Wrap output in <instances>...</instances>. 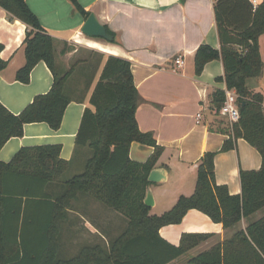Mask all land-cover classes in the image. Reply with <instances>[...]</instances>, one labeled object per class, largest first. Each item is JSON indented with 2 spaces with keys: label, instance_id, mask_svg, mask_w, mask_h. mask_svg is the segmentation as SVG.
Masks as SVG:
<instances>
[{
  "label": "trees",
  "instance_id": "16d2710c",
  "mask_svg": "<svg viewBox=\"0 0 264 264\" xmlns=\"http://www.w3.org/2000/svg\"><path fill=\"white\" fill-rule=\"evenodd\" d=\"M68 1L83 17L92 14L79 0ZM0 7L11 19L26 25V62L17 70L16 80L29 83L40 61L46 62L54 75L50 90L36 95L20 113L11 112L0 102L1 149L11 137L22 136L27 123L47 122L54 130L60 128L71 101L67 81L75 65L59 72L55 38L27 0H0ZM214 9L221 47H198L195 74H202L208 62L222 59L225 74L219 79L237 92L240 108L239 120L222 129L229 133L222 151L234 148L236 141L244 138L262 156L259 169L240 171L241 193L231 194L226 185L217 184L216 152H206L198 165L194 193L181 195L163 214L150 213L144 202L151 184L149 174L164 148L153 133L139 127L136 111L141 97L131 61L109 55L76 135V150L87 147L92 153L82 172L64 176L69 161L61 158L60 144L22 147L10 161L0 160V264H169L212 235L184 233L179 245L161 236L162 227L181 223L192 209L234 232L184 264H264V214L251 219L264 208V96L253 92L249 84L264 68L260 50L264 1L254 6L251 0H215ZM3 49L0 42V54ZM7 63L0 56V72ZM211 99L213 107H220L224 89H215ZM135 141L154 148L145 162L130 157ZM80 195L93 196L118 211L127 225L107 244L87 243L73 256L62 257L65 223ZM243 219L249 220L247 227L236 228Z\"/></svg>",
  "mask_w": 264,
  "mask_h": 264
},
{
  "label": "crops",
  "instance_id": "0c3cea01",
  "mask_svg": "<svg viewBox=\"0 0 264 264\" xmlns=\"http://www.w3.org/2000/svg\"><path fill=\"white\" fill-rule=\"evenodd\" d=\"M27 1L43 27L55 38L59 72L65 73L75 65L67 81L71 101L59 129H52L47 122L25 124L23 135L11 137L0 149L1 161H10L22 147L60 144L61 158L69 161L64 176L82 172L92 153L87 147L76 150V135L85 108L91 106L90 97L107 56L115 55L132 63L134 83L141 97L136 111L140 129L153 133L157 144L164 148L154 168H164L166 178L149 185L154 198L150 213L163 214L181 195L194 193L198 165L206 152H216L217 184L226 185L231 194L241 193L240 171L261 167L259 150L239 138L234 148L222 151L229 138V133L222 129L232 126L228 119L209 108L202 112L201 120H197L204 105L212 106V92L227 87L225 81L219 79L225 74L222 59L208 62L200 75L195 74L194 67L195 53L201 44L221 47L215 0H79L112 32L113 41L82 33L87 18L76 13L68 0ZM251 1L257 6L264 0ZM25 33L26 25L19 19H11L0 7V42L4 44L0 56L8 62L0 72V102L15 114L36 95L47 93L54 82L53 72L44 61L33 68L29 83L16 80L17 70L26 62ZM83 49L98 53L95 64L89 62V58L79 57L78 52ZM260 50L264 66V33L260 37ZM178 57L183 58L182 65L176 63ZM249 84L253 92L264 96V68L262 75L251 79ZM153 152L152 146L140 142L135 141L130 146V157L135 161L145 162ZM154 208L160 211L153 213ZM114 212L106 210L103 203L89 195H80L70 209L65 229L93 226L91 217L106 218L110 222L116 216ZM261 212L255 213H260L258 218L264 214ZM107 214H112L113 218ZM240 223H243L241 228H246L249 222L243 219ZM231 232V228L213 222L197 209L190 210L181 223L160 229L161 236L174 245L180 244L184 233L212 234L169 264H184L183 257L210 249L231 236Z\"/></svg>",
  "mask_w": 264,
  "mask_h": 264
},
{
  "label": "rangeland",
  "instance_id": "374dc122",
  "mask_svg": "<svg viewBox=\"0 0 264 264\" xmlns=\"http://www.w3.org/2000/svg\"><path fill=\"white\" fill-rule=\"evenodd\" d=\"M79 57L81 58H89L87 59L89 62L91 61L92 63L95 64V61H97L99 59V55L97 52L94 53V51L91 50H80L78 52ZM73 65V64H72ZM93 66V65H92ZM80 171L77 172H73L70 173L69 175H67L68 177H72L73 175L79 173ZM92 199L95 200V198H93V196H90ZM104 207L106 208V210L108 209V211L111 209V211H114V209L108 207L107 205L104 204ZM94 207H92L91 209H93ZM157 211H160L159 208H154L153 213H156ZM264 213V208L261 210ZM261 212V213H262ZM161 214V213H160ZM116 215V216H115ZM92 216H94V213L92 214ZM107 216L109 218H113L111 216H113L112 214H107ZM114 217L113 219H111V221H115V224H110V222H108L105 219L100 220L97 219L96 217H91V223L93 226H83V227H66V229H64L63 232V236L61 239L62 242V247H61V253L60 255L62 257H71L74 254L77 253V251L79 250V248L87 243H103V244H107V242L111 239H113L114 237H116L126 226V219L124 216H122V214H120L118 211L114 212ZM258 216H260L259 214H254L251 219L255 220L258 218ZM119 217L120 221L118 223L117 219ZM246 221V220H245ZM249 222V220H248ZM243 225V223H240L237 225L236 228H241V226ZM96 230L98 232H96ZM234 230H232L231 233H233ZM195 253H193L194 255ZM191 255H187V257H183L182 258V262H186L190 257L193 256ZM196 255V254H195ZM194 255V256H195Z\"/></svg>",
  "mask_w": 264,
  "mask_h": 264
},
{
  "label": "water",
  "instance_id": "95a60500",
  "mask_svg": "<svg viewBox=\"0 0 264 264\" xmlns=\"http://www.w3.org/2000/svg\"><path fill=\"white\" fill-rule=\"evenodd\" d=\"M81 30L82 33L89 37H100L109 41L113 39V35L108 33L105 25L101 24L94 14H90V16L85 20ZM165 178L166 170L164 168H153L149 174V180L151 182L162 181ZM144 202L149 207L154 204V198L150 187H148Z\"/></svg>",
  "mask_w": 264,
  "mask_h": 264
},
{
  "label": "built area",
  "instance_id": "2783aa9c",
  "mask_svg": "<svg viewBox=\"0 0 264 264\" xmlns=\"http://www.w3.org/2000/svg\"><path fill=\"white\" fill-rule=\"evenodd\" d=\"M176 63L182 65L184 60L182 57L176 58ZM225 100L220 107H213L211 105H204L202 111L197 114L198 122L202 118V112L206 109H211L215 114L227 118L231 125L240 118V108L238 104V94L234 89L225 88Z\"/></svg>",
  "mask_w": 264,
  "mask_h": 264
}]
</instances>
